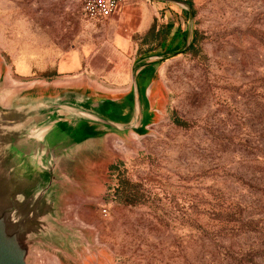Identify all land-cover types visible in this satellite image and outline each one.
Masks as SVG:
<instances>
[{"label": "rangeland", "instance_id": "374dc122", "mask_svg": "<svg viewBox=\"0 0 264 264\" xmlns=\"http://www.w3.org/2000/svg\"><path fill=\"white\" fill-rule=\"evenodd\" d=\"M81 1L0 0V103L19 104L20 87L94 79L71 55L78 43L69 15ZM125 1L119 89L134 67L157 61L136 58L138 43L152 44L141 43L154 21L155 29L194 26L197 50L138 76L150 83L137 112L142 127L101 143L95 192L72 193L56 210L30 241L28 264H264V0H193L188 22L183 0ZM71 59L79 64L63 65ZM123 189L136 204L123 203Z\"/></svg>", "mask_w": 264, "mask_h": 264}, {"label": "crops", "instance_id": "0c3cea01", "mask_svg": "<svg viewBox=\"0 0 264 264\" xmlns=\"http://www.w3.org/2000/svg\"><path fill=\"white\" fill-rule=\"evenodd\" d=\"M123 5L118 6L104 21L91 20L95 23L91 27H86L81 8L80 12L72 11L69 15L78 43L71 55L87 62V68L96 74L94 79L84 76L80 80L50 83L44 88L37 84L20 87L14 92L15 97L19 98V104L0 103V107L6 109L0 112L2 117L15 120L34 113L25 121L5 125L0 135L2 138H10L7 144H12L15 152L18 151L16 156L21 164L29 163L35 171L33 177L44 180L45 193L49 194L48 201L58 209L67 205L72 193L81 196L85 191L89 194L95 192V186L99 185L95 178L99 174L94 171L92 162L95 154L101 150V143L105 145L112 134H123L127 128L143 125L137 124V112L139 110L142 113L146 109V89L150 83L146 81L140 85L137 77L139 69L134 67L128 86L119 89V81L123 82L126 78L125 73L119 75L118 61L119 56L124 57V45L117 31L118 22L126 19V13L121 12ZM90 57L98 60L93 63L88 60ZM101 60L104 64L100 65ZM73 61L71 59L63 65L69 62L72 65L79 64H73ZM133 72L136 92L133 89ZM85 88L92 89V94L84 93ZM69 94L72 95L71 99L66 96ZM85 95L94 97L89 104L84 102ZM119 99L122 109L116 107ZM11 108L13 112L9 110ZM70 108L84 110L94 117L80 116L81 113ZM132 114L134 124L130 127L129 117ZM89 145L91 148L87 149Z\"/></svg>", "mask_w": 264, "mask_h": 264}, {"label": "water", "instance_id": "95a60500", "mask_svg": "<svg viewBox=\"0 0 264 264\" xmlns=\"http://www.w3.org/2000/svg\"><path fill=\"white\" fill-rule=\"evenodd\" d=\"M132 79L135 90V72ZM66 96L72 98L71 94ZM137 105L138 101L135 103L136 108ZM70 109L94 117L84 110ZM4 110L0 107V112ZM9 110L13 112L14 109ZM33 114L15 120L0 116V131L5 125L25 121ZM9 139L0 135V264H28L30 241L37 231L54 222L56 210L59 209L48 201L44 180L40 177L38 179L41 181L36 180L33 177L35 171L29 163L21 164L17 160L18 151L15 152L12 144H7Z\"/></svg>", "mask_w": 264, "mask_h": 264}, {"label": "trees", "instance_id": "16d2710c", "mask_svg": "<svg viewBox=\"0 0 264 264\" xmlns=\"http://www.w3.org/2000/svg\"><path fill=\"white\" fill-rule=\"evenodd\" d=\"M183 2H185V4L189 6V9H187L186 11L181 8V11L184 13V21L188 22L190 13L194 14L195 12L194 3L193 0H183ZM147 31L148 32L144 35L142 39L143 42L141 44L145 43L146 41L148 43L152 42V44L146 48H141L138 43L136 58L140 56H157L158 59L150 66H146L145 68L140 70V72H138L137 74V77L138 75L143 76V74L148 73L153 67L162 65V63L167 61V59L175 54H179L182 51L186 53L192 51L195 52L197 50L196 43L198 42L199 31L194 26L190 28L189 24L186 25L185 28H182L179 24L166 22L161 23L157 27V29H155L154 21ZM174 119L177 124H184V122H182L180 119ZM120 199L125 204L134 205L136 204L138 198H135L134 195L130 194V192L126 191V189H123V192L120 195Z\"/></svg>", "mask_w": 264, "mask_h": 264}, {"label": "built area", "instance_id": "2783aa9c", "mask_svg": "<svg viewBox=\"0 0 264 264\" xmlns=\"http://www.w3.org/2000/svg\"><path fill=\"white\" fill-rule=\"evenodd\" d=\"M81 10L85 18L101 22L109 18L112 12L125 0H82ZM106 213V208H103Z\"/></svg>", "mask_w": 264, "mask_h": 264}]
</instances>
